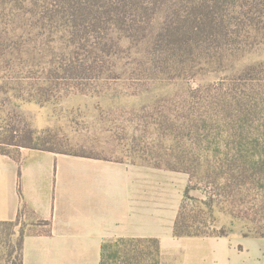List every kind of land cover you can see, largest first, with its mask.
Returning <instances> with one entry per match:
<instances>
[{
	"label": "trees",
	"instance_id": "16d2710c",
	"mask_svg": "<svg viewBox=\"0 0 264 264\" xmlns=\"http://www.w3.org/2000/svg\"><path fill=\"white\" fill-rule=\"evenodd\" d=\"M10 15L18 19L17 40L0 44V58L8 62L16 56L15 69H26L32 82L28 91L39 105L77 94L105 96L109 82L170 85L209 73L228 76L227 67L238 56L264 46V0H0V16ZM15 31L6 34L16 36ZM124 58L128 61L122 66ZM125 68L130 69L128 76ZM228 80L227 86L225 80L187 89L178 98L198 105L196 110L216 104L229 137L239 133L238 144L212 155L198 148L187 150V155L176 157L180 164L173 166L146 165L188 176L172 228L178 239L264 238V63L246 65ZM200 132L193 130L198 136ZM19 133L23 137L19 141L12 131L11 141L0 142V154L10 156L2 148L9 145L14 150L25 147L94 157L45 148L47 143L31 129ZM200 185L221 187L216 194L205 192L204 198L190 197L191 191L201 190ZM189 202L194 205L183 217ZM226 209L227 232L221 228L213 235L198 230L202 212L213 216ZM20 218L21 213L0 226L11 234ZM24 238L25 234L18 243L16 264H22ZM159 242L157 238L106 241L99 264H160Z\"/></svg>",
	"mask_w": 264,
	"mask_h": 264
},
{
	"label": "rangeland",
	"instance_id": "374dc122",
	"mask_svg": "<svg viewBox=\"0 0 264 264\" xmlns=\"http://www.w3.org/2000/svg\"><path fill=\"white\" fill-rule=\"evenodd\" d=\"M16 29V16H0V44L17 40ZM7 31H15L16 36L7 35ZM15 58L16 56L8 62L5 58H0V142L11 141L12 131L18 133L14 137H20L17 139L19 141L23 138L19 132L23 128L31 129L41 137V141L47 143L45 148L51 147L62 152H77L80 155H94L115 161L122 160L131 164L165 167L180 164L176 157L180 153L187 155V150L198 148L212 155L214 151L226 152L238 144L239 133L236 132L237 136L234 138L229 137L228 127L221 124V109L216 104L196 110L198 105L190 106L187 101L178 97L187 89L193 90L207 83L219 84L227 80V86L228 79L244 66L264 63V46L238 56L228 65V76L209 73L187 81L181 79L176 84L174 81L170 85H152L148 81L130 80L109 82L110 87L105 96L70 95L59 100L52 99L45 105H39L35 94L28 91V84L32 82L27 80L26 69H23V72L15 69ZM125 61L128 59L121 60L122 66ZM25 67L28 68V65ZM125 71L128 76L130 69L125 68ZM194 116L197 118L194 119ZM198 129H201L200 136L193 133V130ZM2 148L8 154L15 151L9 145ZM167 176L172 178L170 181L173 185V196L177 202L181 194L183 197V190L188 185V176L180 172H170ZM199 187L201 190L191 191L190 197L204 198L205 192L216 194L221 186ZM192 205L193 202H189L183 217L187 216V211ZM242 212L251 215L246 210ZM226 213L218 214L216 211L211 216L202 212L197 218L200 224L196 227L213 235L219 233L221 228L227 232L230 216ZM262 217L264 222V214ZM15 224L11 234L5 226H0V264H16L20 259L18 243L29 229V220L22 217ZM237 238L234 237L233 241L224 239L210 242L220 246L241 245L247 249L250 262L255 259L257 261L264 252V238H244L241 241L236 240ZM206 242L209 241L185 239L179 242L181 244L176 243V248L169 250L178 252L179 258L188 255L203 259L206 258V251L190 249L193 247L189 244ZM222 249L225 250V247Z\"/></svg>",
	"mask_w": 264,
	"mask_h": 264
},
{
	"label": "crops",
	"instance_id": "0c3cea01",
	"mask_svg": "<svg viewBox=\"0 0 264 264\" xmlns=\"http://www.w3.org/2000/svg\"><path fill=\"white\" fill-rule=\"evenodd\" d=\"M170 172L18 147L0 154V222L29 220L22 264H99L101 245L123 238L159 239L160 264H264V252L250 262L243 246L213 243L230 238L191 237L209 241L189 244L203 259L169 250L191 239L172 234L182 194L176 202Z\"/></svg>",
	"mask_w": 264,
	"mask_h": 264
}]
</instances>
